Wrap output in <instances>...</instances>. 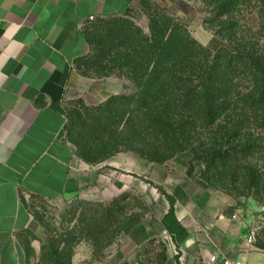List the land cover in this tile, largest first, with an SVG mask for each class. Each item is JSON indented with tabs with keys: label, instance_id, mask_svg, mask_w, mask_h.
Segmentation results:
<instances>
[{
	"label": "crops",
	"instance_id": "1",
	"mask_svg": "<svg viewBox=\"0 0 264 264\" xmlns=\"http://www.w3.org/2000/svg\"><path fill=\"white\" fill-rule=\"evenodd\" d=\"M137 1L0 0V264H24L18 236L32 221L30 199L96 191L92 164L65 139L67 106L101 104L133 87L77 71L89 50L83 25L91 18L128 16ZM138 162L143 178L177 199V217L189 232L181 264H207L213 254L264 264V249L230 217L226 198L194 181L187 161Z\"/></svg>",
	"mask_w": 264,
	"mask_h": 264
},
{
	"label": "trees",
	"instance_id": "2",
	"mask_svg": "<svg viewBox=\"0 0 264 264\" xmlns=\"http://www.w3.org/2000/svg\"><path fill=\"white\" fill-rule=\"evenodd\" d=\"M201 1L210 13L207 23L226 41L216 51L195 39L186 21L166 14L152 20L149 33L125 36L108 50L82 58L96 69L95 75H84L117 77L133 89L87 111L83 136L76 138L78 156L96 164L122 146L162 164L189 150L216 171L219 181L249 196L258 187L264 189V56L253 37L239 34L232 21L239 5L248 8L254 0ZM120 137L124 142L119 143ZM194 137L202 141L198 146H190ZM143 179L169 203L162 224L181 264L180 247L189 232L177 217V199Z\"/></svg>",
	"mask_w": 264,
	"mask_h": 264
},
{
	"label": "rangeland",
	"instance_id": "3",
	"mask_svg": "<svg viewBox=\"0 0 264 264\" xmlns=\"http://www.w3.org/2000/svg\"><path fill=\"white\" fill-rule=\"evenodd\" d=\"M238 10L237 19L232 21L237 24L236 30L243 37H253L252 41L258 44L256 48L264 56V14L260 13L264 3L254 0L248 8L239 5ZM166 14L186 21L193 37L205 47L216 51L225 45V39L207 23L210 13L201 0H138L128 16L87 20L83 25L89 45L86 55L99 49L108 50L125 36L149 33L152 20ZM223 20L231 22V19ZM87 63L81 58L77 71L95 75L96 69ZM98 105L73 101L67 106L65 139L75 148L77 156L76 138L83 136L87 111ZM122 130L123 126L119 132ZM120 142H124L122 137ZM199 142H202L199 137H194L190 146H198ZM119 150L89 165L97 173L95 192L78 193L56 201L37 198L28 201L32 221L18 236L24 264H177L178 250L161 222L168 201L139 173L138 161L142 157L122 146ZM173 160L187 161V172L192 170L189 176L194 181L224 196L228 201L226 210L233 221L246 236L254 239L257 247L264 249L262 187L256 188L255 194L241 196L228 182L219 181L216 171L197 160L192 151L176 154L162 164H173ZM83 170L90 173L88 169ZM205 178H210L212 185ZM236 187L241 188L238 184Z\"/></svg>",
	"mask_w": 264,
	"mask_h": 264
},
{
	"label": "built area",
	"instance_id": "4",
	"mask_svg": "<svg viewBox=\"0 0 264 264\" xmlns=\"http://www.w3.org/2000/svg\"><path fill=\"white\" fill-rule=\"evenodd\" d=\"M252 238V237H250ZM207 264H242L238 261H235L227 256H222L219 254H213Z\"/></svg>",
	"mask_w": 264,
	"mask_h": 264
}]
</instances>
